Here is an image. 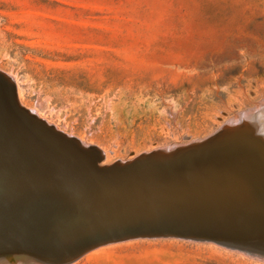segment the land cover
I'll return each instance as SVG.
<instances>
[{
    "label": "rangeland",
    "instance_id": "1",
    "mask_svg": "<svg viewBox=\"0 0 264 264\" xmlns=\"http://www.w3.org/2000/svg\"><path fill=\"white\" fill-rule=\"evenodd\" d=\"M0 70L23 108L114 165L204 140L264 102V0H0ZM241 142L222 164L264 200V150ZM219 245L132 238L72 264H264Z\"/></svg>",
    "mask_w": 264,
    "mask_h": 264
},
{
    "label": "water",
    "instance_id": "2",
    "mask_svg": "<svg viewBox=\"0 0 264 264\" xmlns=\"http://www.w3.org/2000/svg\"><path fill=\"white\" fill-rule=\"evenodd\" d=\"M0 73L6 74L1 70ZM16 130L19 132V127ZM247 140L259 141L253 133L243 135L241 141ZM239 143L188 152L153 163L142 171L111 173L114 169L107 168L93 178L71 175L86 184L81 190L95 189L98 196L74 198L67 201L70 206L63 210L23 217L41 220L21 227L28 239H14L22 242L20 247L47 255V264H72L91 250L112 242L161 237L215 242L264 258V200L240 186L231 168L222 165L224 155L237 150ZM260 144L264 149V143ZM22 176L20 173L17 177L22 180ZM150 182L158 186L149 188ZM15 211L17 207L2 210L7 215ZM10 228L2 231L17 233V227ZM7 240L0 241V256L6 250L21 251L17 249L19 244ZM14 255L17 257L14 253L10 258Z\"/></svg>",
    "mask_w": 264,
    "mask_h": 264
},
{
    "label": "bare ground",
    "instance_id": "3",
    "mask_svg": "<svg viewBox=\"0 0 264 264\" xmlns=\"http://www.w3.org/2000/svg\"><path fill=\"white\" fill-rule=\"evenodd\" d=\"M8 75L0 73V211L2 212L4 210L5 212L7 209H13L15 207H17L18 211L8 215L2 212L3 214L0 215V241L8 242L7 239H10L9 241L19 244L17 245V249L21 251L15 250L10 252L6 250L0 256V264L12 263L14 260L26 261L27 264H47V255L32 252L24 246L20 247L22 242H17L14 238L28 239V233L23 232L21 227H25L30 222L41 220L38 218L27 220L23 219V217L37 216L47 214L50 211L63 210L64 207L68 208L70 206L67 201L74 198L84 200L98 196L95 189H89L86 192L88 187H85L84 191L81 190L80 188L86 186V184L81 183L77 179H72L71 175H75L78 178H81V176L93 178L95 175L98 176L100 171L106 170L107 168L114 169L111 173H119L122 170L130 172L133 170L142 171V169L150 167L153 163H158L164 159L177 158L188 152L202 151L214 147L220 148L222 145L228 146L230 144L234 147L246 133H253L255 138L259 140H250L251 147H262L260 143H264V134L261 131L259 132L256 119V113H258L256 111L260 106H264L263 102L262 104H257V107L251 109L249 112H245L243 109L245 113L242 112L239 116L240 119L237 118L238 122L236 124L233 125L234 122H232L228 127L222 130L220 128L219 131L217 130L218 132L215 131V134L208 136L204 140H196L184 145L179 144V146H176L178 144L169 147L163 146L143 153L131 160L116 162L114 165H101L99 159L101 154L104 155L102 150L94 146H89L77 138L58 131L53 126L38 118V115L32 111L23 108L18 101V97L13 92L11 83L13 78ZM4 119L10 120L12 124H8ZM18 127L19 132L16 130ZM247 146L249 147V145ZM251 152L252 150L250 152L247 151L246 155L250 156L249 153ZM260 155L263 154L261 153ZM229 156H224V158H228L227 160H229ZM234 158L237 157L234 156ZM231 160L230 163H235V160ZM228 163L227 165L224 164L228 167L230 164ZM261 164L262 161L258 165L261 166ZM230 168L232 169V167ZM263 168L264 166L262 168L258 167L264 173ZM236 171L235 169L234 172ZM20 173L23 174L21 177L22 180H19L17 177ZM260 174L263 175L262 172ZM244 183L246 184V182ZM5 184L6 187L3 188ZM157 184L150 182L148 187L153 189L158 186ZM68 188L69 191L66 193V189ZM262 198L264 199V197ZM55 199L63 200L59 204H53L52 202ZM22 206L24 207L22 208ZM11 217L19 219L9 221L8 218L10 219ZM12 226L17 227V233L15 232L14 235L7 234L4 230L2 231V229ZM14 253L17 257L14 255L15 258H10ZM6 258L8 261L2 260ZM260 259L264 260V258ZM17 263L19 264V261Z\"/></svg>",
    "mask_w": 264,
    "mask_h": 264
}]
</instances>
